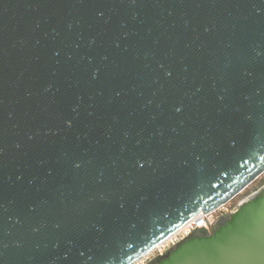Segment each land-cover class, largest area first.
<instances>
[{
    "label": "water",
    "instance_id": "1",
    "mask_svg": "<svg viewBox=\"0 0 264 264\" xmlns=\"http://www.w3.org/2000/svg\"><path fill=\"white\" fill-rule=\"evenodd\" d=\"M260 9L0 0V264H68L70 236L131 264L264 173L236 110L264 119ZM262 237L264 189L153 264H239Z\"/></svg>",
    "mask_w": 264,
    "mask_h": 264
},
{
    "label": "snow or ice",
    "instance_id": "2",
    "mask_svg": "<svg viewBox=\"0 0 264 264\" xmlns=\"http://www.w3.org/2000/svg\"><path fill=\"white\" fill-rule=\"evenodd\" d=\"M262 15H264V9H260ZM100 15H103L101 12ZM56 55L59 56L60 52L57 51ZM257 56L264 58V50L256 53ZM252 73H248L251 75ZM169 77L172 76V73L167 72ZM221 100L224 99L223 96L220 97ZM245 101L249 100L248 96H244ZM237 112L240 113L241 119L239 123V131L244 134L246 137H252L256 143L259 144L257 150H264V119H261L260 116H256V113L251 109L245 110L244 108H237ZM176 111H181V108L177 107ZM255 117V118H254ZM69 128L72 127V121H65ZM196 159H199L197 156ZM264 159V157H262ZM136 166L143 168L144 165L136 162ZM75 167L79 168L80 164H76ZM121 208L124 207L123 204L120 205ZM59 227V225H57ZM38 231V229H33ZM103 232V228L99 230ZM66 249L63 251V259L68 262V264H110V261H119L120 257L114 252H110L109 245L107 242H102L99 240L82 242L70 236L66 239ZM131 247V244L128 245ZM59 247V245H55ZM211 255H215V251L211 252ZM75 258V259H74ZM239 264H264V237L260 240H251L246 245L243 250Z\"/></svg>",
    "mask_w": 264,
    "mask_h": 264
},
{
    "label": "built area",
    "instance_id": "3",
    "mask_svg": "<svg viewBox=\"0 0 264 264\" xmlns=\"http://www.w3.org/2000/svg\"><path fill=\"white\" fill-rule=\"evenodd\" d=\"M236 196L219 205L210 212H198L183 225L173 231L170 235H168L165 239H163L160 243L155 245L150 251L141 255L131 264H151L157 258L167 254L175 245L186 239L196 230H202L205 235L211 234L214 226L217 223V220L221 217H229L230 214L236 209Z\"/></svg>",
    "mask_w": 264,
    "mask_h": 264
},
{
    "label": "flooded vegetation",
    "instance_id": "4",
    "mask_svg": "<svg viewBox=\"0 0 264 264\" xmlns=\"http://www.w3.org/2000/svg\"><path fill=\"white\" fill-rule=\"evenodd\" d=\"M262 189H264V181L262 182V183H260L259 185H257L256 187H254L253 189H251L250 191H248L247 193H245V194H241V195H237L238 196V198H237V207H236V209L237 208H239V206H240V203L242 202V201H244V200H247L249 197H251V196H258L259 195V193H260V191L262 190ZM236 196V197H237ZM158 259L159 258H157L156 260H154L151 264H153V263H155V262H157L158 261Z\"/></svg>",
    "mask_w": 264,
    "mask_h": 264
},
{
    "label": "rangeland",
    "instance_id": "5",
    "mask_svg": "<svg viewBox=\"0 0 264 264\" xmlns=\"http://www.w3.org/2000/svg\"><path fill=\"white\" fill-rule=\"evenodd\" d=\"M263 181H264V173H262L256 180H254L251 184H249L239 195L247 193L257 185L262 183ZM238 196L235 197V200H237Z\"/></svg>",
    "mask_w": 264,
    "mask_h": 264
}]
</instances>
